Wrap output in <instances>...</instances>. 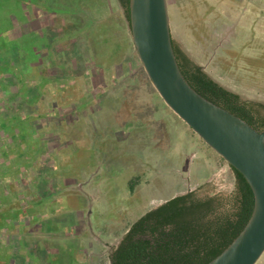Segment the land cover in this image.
Here are the masks:
<instances>
[{
    "label": "rangeland",
    "instance_id": "1",
    "mask_svg": "<svg viewBox=\"0 0 264 264\" xmlns=\"http://www.w3.org/2000/svg\"><path fill=\"white\" fill-rule=\"evenodd\" d=\"M25 1L0 8L12 22L0 38L23 42L30 63L26 86L6 74L0 105L31 119L43 149L8 180L38 203L33 223L0 233L11 264H108L150 209L232 188L227 162L154 89L118 0ZM167 2L181 48L225 88L264 103V0Z\"/></svg>",
    "mask_w": 264,
    "mask_h": 264
},
{
    "label": "trees",
    "instance_id": "2",
    "mask_svg": "<svg viewBox=\"0 0 264 264\" xmlns=\"http://www.w3.org/2000/svg\"><path fill=\"white\" fill-rule=\"evenodd\" d=\"M0 1L3 9L2 4L9 0ZM118 2L130 24L129 0ZM10 17L18 18L13 12ZM5 21L12 23L8 16L3 19L0 15V34ZM173 47L182 74L197 93L256 130H264V103L246 100L222 86L174 39ZM24 49L25 44L19 40L11 43L0 38L1 93L9 94L6 74L15 72V81L26 86L23 79L30 71V63L26 58L21 59ZM14 55L16 57L11 58ZM8 109L6 103L0 105V233L37 219L33 207L38 203L30 204L26 197L20 198L12 186H8V180L33 165L43 149L40 137H35L37 132L30 125L31 119ZM229 169L233 176L229 191L205 194L191 191L147 211L128 227L113 248L108 264H208L216 258L244 229L254 209V194L249 184L240 172L230 165ZM5 249L9 247L0 244V262L11 264L12 254L3 252Z\"/></svg>",
    "mask_w": 264,
    "mask_h": 264
},
{
    "label": "water",
    "instance_id": "3",
    "mask_svg": "<svg viewBox=\"0 0 264 264\" xmlns=\"http://www.w3.org/2000/svg\"><path fill=\"white\" fill-rule=\"evenodd\" d=\"M132 42L166 106L228 165L254 194L252 215L232 243L208 264H257L264 254V130L197 93L178 65L167 0H129Z\"/></svg>",
    "mask_w": 264,
    "mask_h": 264
},
{
    "label": "crops",
    "instance_id": "4",
    "mask_svg": "<svg viewBox=\"0 0 264 264\" xmlns=\"http://www.w3.org/2000/svg\"><path fill=\"white\" fill-rule=\"evenodd\" d=\"M258 263H259V262H258ZM258 263H257V264H258ZM260 264H264V262H263V263H260Z\"/></svg>",
    "mask_w": 264,
    "mask_h": 264
},
{
    "label": "flooded vegetation",
    "instance_id": "5",
    "mask_svg": "<svg viewBox=\"0 0 264 264\" xmlns=\"http://www.w3.org/2000/svg\"><path fill=\"white\" fill-rule=\"evenodd\" d=\"M81 264H83V263H81Z\"/></svg>",
    "mask_w": 264,
    "mask_h": 264
}]
</instances>
